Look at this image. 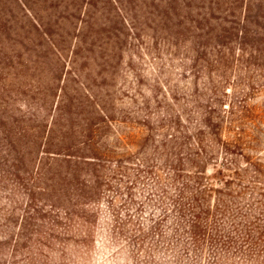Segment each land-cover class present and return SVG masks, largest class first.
<instances>
[{
  "label": "trees",
  "instance_id": "1",
  "mask_svg": "<svg viewBox=\"0 0 264 264\" xmlns=\"http://www.w3.org/2000/svg\"><path fill=\"white\" fill-rule=\"evenodd\" d=\"M138 1L141 6L126 12L117 7L127 30L137 29L139 17L143 25L149 21L144 29L151 34L144 37L166 57L193 63L194 75L207 78L215 64L228 68L234 48L248 56L264 52V0ZM109 2L118 6L121 0ZM71 55L67 63L64 54L48 52L32 73L25 54L0 51V264H93L94 244L101 245L103 255L107 240L124 235L122 228L132 224L129 214L121 219L115 202L122 196L132 199L133 189L147 187L148 181L147 189L158 193L160 207L155 209L163 222L172 214L173 245L184 233L196 256L207 244L214 264H222L221 255L228 256L227 264H238L234 256L242 249L217 227V216L228 208L221 197L232 194L218 191L222 196L213 211L208 197L214 190L204 186L207 162L219 145L218 134L208 132L206 112L197 106L193 122L190 114L175 122L169 114L155 116L147 103L140 112L125 113L110 97L91 92L89 75L77 64L89 57ZM181 121L190 129L179 130ZM220 142L222 152L245 163V174L253 171V177L264 180V168L244 156L238 144ZM235 162L220 167L230 170ZM231 183L226 179L222 184ZM106 193L112 196L100 216ZM163 203L170 206L167 212ZM101 221L108 228L100 227ZM160 224H153V234L163 235ZM243 226V240L261 256L264 216L260 232L255 224ZM133 227L132 241L146 258L144 264H157L158 250L151 244L146 250L147 236L138 224Z\"/></svg>",
  "mask_w": 264,
  "mask_h": 264
},
{
  "label": "rangeland",
  "instance_id": "2",
  "mask_svg": "<svg viewBox=\"0 0 264 264\" xmlns=\"http://www.w3.org/2000/svg\"><path fill=\"white\" fill-rule=\"evenodd\" d=\"M131 1L134 4L121 0V5L115 6L109 0H0V51L25 54L32 73L38 70L35 62L42 63L43 55L48 52H60L66 61L71 59V53L88 56L89 61L81 64L79 60L77 64L82 65L89 75L91 92L97 97H110L118 109L128 114L140 112L147 103L155 116L169 114L175 122V117L190 114L189 120L193 122L197 118L196 107H201L211 126L208 132L218 134L219 144L210 154L205 173L204 186L214 190L208 197L210 209L218 205V198L222 196L218 191H230L232 194L231 198L221 197L228 208L225 214L217 216L219 232L225 240L231 238L242 249V254L236 257V252L230 253L236 263L264 264V253L256 257L254 245L251 247L243 240V225L255 224L256 230L261 231L264 180L253 177V171L245 174L242 171L245 163L220 150V140L238 144L244 156L264 168V52H252L248 56L234 48L228 68L215 64L208 68V72L205 71L207 78L202 73L194 75L193 63H184L179 56L174 59L166 57V53L158 51L159 47L144 37L151 34L144 29L149 21L143 25L139 17L135 25L137 29L133 32L127 30L117 7L126 12L125 8L142 5L141 1ZM224 55L226 58L227 52ZM182 66L192 72L184 71ZM167 73L169 77L164 78ZM195 97H199L196 98L197 103ZM178 124L182 132L190 129L188 122ZM234 159L236 162L232 163L230 170L220 167ZM226 179L233 183L224 186L222 183ZM146 184L147 187L151 185L149 181ZM147 187L136 186L132 199L127 196L117 199L115 208L121 219L129 214L132 224L127 223L122 228L126 236L116 235V239L110 237L107 240L105 245L108 249L103 255L100 256L101 245L98 242L94 244L91 251L93 264H144L146 258L139 255L140 250L132 241L131 230L137 224L148 239L144 248L147 250L151 244L158 250L159 255L154 259L157 264L216 263L215 255L207 244L196 256L184 233L178 236L179 244H172L175 235L173 223H169L172 214L168 213L169 221L163 222L165 218L155 209L160 207L158 193ZM111 196L108 193L104 195L100 216L107 212L106 200ZM162 208L167 212L170 206L163 203ZM107 222L111 224L109 220ZM154 223H162L160 234L163 235L153 234ZM108 225L100 222V227L108 228ZM208 227L211 232V226ZM261 245H264L260 244L262 249ZM227 257L221 255L222 264H227ZM238 257L240 259L237 260Z\"/></svg>",
  "mask_w": 264,
  "mask_h": 264
}]
</instances>
